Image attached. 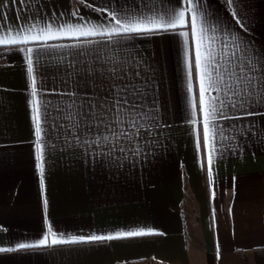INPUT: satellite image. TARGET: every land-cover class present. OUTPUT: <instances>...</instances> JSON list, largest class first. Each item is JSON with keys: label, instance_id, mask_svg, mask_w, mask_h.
Here are the masks:
<instances>
[{"label": "crops", "instance_id": "0c3cea01", "mask_svg": "<svg viewBox=\"0 0 264 264\" xmlns=\"http://www.w3.org/2000/svg\"><path fill=\"white\" fill-rule=\"evenodd\" d=\"M198 3L218 52L227 43L232 50L240 44L264 55V0ZM184 7L186 0H0V27L15 26L18 17L39 10L45 18L55 14L58 23L100 25L99 31L109 32L118 27L112 14L140 18ZM237 9L240 15L234 18ZM183 32L190 33V27L48 42L79 49L0 46V248L38 243L49 227L65 240L141 228L156 233L111 241H49V246L0 252V264H264V114L229 108L228 116L235 118L218 116L210 181L206 152L203 147L198 152L189 122L185 54L192 63L194 44ZM27 48L36 50L38 88L53 106L71 102L54 94L72 88L70 80L62 82L63 68L78 50H95L139 73L140 95L134 99L157 119L142 120L145 127L138 132L116 125L117 135L125 128L130 138L105 133L109 139L99 142L95 132L70 134V122L61 121L68 132L45 136L42 192L28 104L27 53L20 51ZM193 85L195 96V79ZM254 111L264 113V105Z\"/></svg>", "mask_w": 264, "mask_h": 264}, {"label": "snow or ice", "instance_id": "6c2138e0", "mask_svg": "<svg viewBox=\"0 0 264 264\" xmlns=\"http://www.w3.org/2000/svg\"><path fill=\"white\" fill-rule=\"evenodd\" d=\"M228 3L236 5L237 0H228ZM199 7L198 0H186V7L180 11L164 14L154 12L153 15H143L140 18L119 17L112 14L111 19L118 27L112 28L109 32L99 31L100 25L85 26L80 23L73 24L69 20L58 23L55 14L45 18L40 16L37 10L30 17H18L20 23L15 26H8L6 29L0 27V46L36 44L47 48L79 49V45H51L48 42L60 39L80 40L98 34L156 33L189 26L190 33H181L186 38L190 35L194 44L192 63L189 62L187 53L185 54L186 90L191 109L189 122L193 125L194 134L197 135L198 152L201 147L206 152L207 172L211 181L215 156L213 141L217 137L215 121L218 116L222 119L235 118L228 116L226 110L229 108L243 110L247 115L264 114L254 111L264 105V55L253 53L240 44H236L235 49L232 50L227 43L218 52L215 47L216 38L209 35L210 28L207 20L201 15ZM98 10L103 11V9ZM186 13L190 14L188 21H186ZM239 15L237 9L234 18ZM72 16L83 19L77 12H73ZM237 22L246 27L242 19ZM211 30L215 31L214 28ZM20 51L27 53L26 73L31 89L28 104L35 137L36 168L40 174L42 192L45 187V148L47 146L45 136L51 138L52 132H56L59 137L63 132H68L69 126L62 124L61 121L70 122L72 130L70 134L95 132L97 136L95 142H99L109 139L105 133H111L116 138H130L125 128H121L117 135L114 130L116 125H126L127 129H135L138 132L141 127H145L141 123L142 120L157 119L156 116L143 112L144 106L134 99L140 95V86L136 83L139 73L133 72L131 67L126 71L114 59L105 57L98 51L78 50L72 62L63 68L66 79L62 82L67 83L70 80L72 88L68 91H54L55 95L70 97L71 102L53 106L51 101L43 99L44 93L38 88L36 64L39 63V57L36 61L33 59L36 50L27 48ZM194 79L198 86V93L195 96H193ZM45 208H47V201H45ZM153 234L156 233L152 229L141 228L119 231L114 235L73 236L65 240L57 236L52 227H49L47 235L38 243L19 242L15 248H0V252L49 246V241L51 245H57L111 241Z\"/></svg>", "mask_w": 264, "mask_h": 264}, {"label": "trees", "instance_id": "16d2710c", "mask_svg": "<svg viewBox=\"0 0 264 264\" xmlns=\"http://www.w3.org/2000/svg\"><path fill=\"white\" fill-rule=\"evenodd\" d=\"M139 262H126V263H122V264H138ZM140 264V263H139Z\"/></svg>", "mask_w": 264, "mask_h": 264}, {"label": "rangeland", "instance_id": "374dc122", "mask_svg": "<svg viewBox=\"0 0 264 264\" xmlns=\"http://www.w3.org/2000/svg\"><path fill=\"white\" fill-rule=\"evenodd\" d=\"M140 264H141V263H140ZM142 264H159V263H154V262H151V261L149 262V261H148V262H145V263H142Z\"/></svg>", "mask_w": 264, "mask_h": 264}]
</instances>
